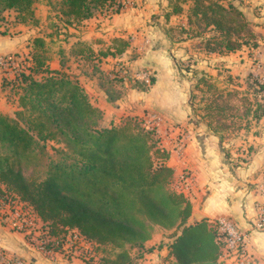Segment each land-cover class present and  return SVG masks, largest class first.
Segmentation results:
<instances>
[{
    "label": "trees",
    "instance_id": "16d2710c",
    "mask_svg": "<svg viewBox=\"0 0 264 264\" xmlns=\"http://www.w3.org/2000/svg\"><path fill=\"white\" fill-rule=\"evenodd\" d=\"M178 1L172 4L173 14L182 13L181 4L188 0ZM190 1L187 28L178 30L187 38H201L204 52L227 54L242 47L258 46V35L251 29V22L231 1ZM35 2L0 0V19L4 12L12 10L19 22L29 23L26 18L34 17ZM116 2L61 0V14L67 21L79 24L91 18L97 8L108 10ZM127 46L125 40H114L104 55H120ZM85 51L92 53L90 47L79 43L72 53ZM29 59V71L20 72L9 82L18 95V109L14 116L0 114V144L9 151L0 153V198H11L5 193L13 191L16 196L12 199L28 207L56 238L78 229L98 247L127 243L142 249L152 239L155 227H162L169 231L167 247L174 258L172 264H222L221 245L213 224L201 220L188 225L189 200L166 188L173 169L165 164L169 154L160 148L155 129L144 126L145 133H128L129 127L138 126L136 120L141 122L137 117L102 125L103 112L90 103L79 82L64 69L48 67L42 38L33 39ZM192 73L200 74L195 90L202 83L208 89L214 88L211 75L198 70ZM150 83H154V78ZM193 98L194 92L192 101ZM213 105L220 108L216 102L208 104V114ZM200 116L214 133H222L226 127L222 122H215L219 123L217 126L213 120ZM263 116L264 110L258 105L252 117L258 122ZM150 135L155 140L148 145L146 139ZM47 142H62L71 152L55 148L60 157L48 160ZM151 148L162 157L156 168ZM25 166L32 167L29 176L24 174ZM142 258V253L134 258L122 249L112 262L102 258L100 264H141Z\"/></svg>",
    "mask_w": 264,
    "mask_h": 264
},
{
    "label": "crops",
    "instance_id": "0c3cea01",
    "mask_svg": "<svg viewBox=\"0 0 264 264\" xmlns=\"http://www.w3.org/2000/svg\"><path fill=\"white\" fill-rule=\"evenodd\" d=\"M227 1L238 6L251 22V29L258 35L256 48L242 47L227 54L207 53L202 51V47L187 51L183 47L195 41L200 43L201 38L181 36L178 40L171 36L168 28H187L190 0L181 4L183 11L178 14L172 13L173 0H132L131 7L113 13L109 19L97 13L77 24L72 36L67 38V42H71L67 44L66 54L84 57L86 51L84 54L72 53L74 49L77 51L79 43H83V46H89L95 53L108 58L105 60L106 68H101L107 73L106 79L110 80L108 86H103L99 79L87 81L84 73L77 74L76 78L90 103L103 112L102 125L118 124L126 117H137L143 119L146 127L150 115H158L155 131L159 146L169 154L165 164L173 169L177 189L180 188L191 204L188 225L201 221L191 222L193 213H200L202 220L207 222L230 219L247 234L246 255L220 256L221 263L264 264V229L254 227L257 208L264 203L259 191L264 180V116L252 132L241 135L243 141L239 143H236V134L225 138L223 132L214 133L192 101L196 74L185 73L178 61L192 56L195 70L204 71L218 80L232 78L242 82L249 76H264V0H223L224 3ZM14 24L17 32L5 29L0 33V55L23 49L29 55L33 40L25 31L18 32L20 25L24 27L29 23ZM40 38L45 42L48 67L66 71L61 59L48 50L46 37ZM117 39L127 42L126 49L120 55L105 56L104 52ZM103 42L106 46L101 49ZM59 53L63 52L60 50ZM141 72H146L148 78L135 76ZM151 78H154L153 84L150 83ZM1 79L0 76V114L14 116L18 109V95L11 90V85H1ZM179 130L187 136V146L182 155L176 151ZM239 155L249 157L236 165L234 157ZM183 171L191 175L186 184L179 179ZM39 231L38 224L20 220L13 208L0 200V250L8 258L21 259L28 264H80L79 257L66 260L59 255L46 258L38 254L32 239L38 236ZM166 231L168 237L169 231ZM169 241L170 238H165V243ZM157 254L169 260L168 264L174 262L165 246ZM6 262V259H0V264Z\"/></svg>",
    "mask_w": 264,
    "mask_h": 264
},
{
    "label": "rangeland",
    "instance_id": "374dc122",
    "mask_svg": "<svg viewBox=\"0 0 264 264\" xmlns=\"http://www.w3.org/2000/svg\"><path fill=\"white\" fill-rule=\"evenodd\" d=\"M176 2L179 1L173 0V4ZM34 5H35L34 15H33L34 17L31 18V15H27L26 19L27 21L29 20V24L25 25L24 26L25 28L22 27V25H20L21 29L18 32L25 31L26 33L29 34L30 40L31 39L33 40L34 37L45 36L47 39L46 42H47L48 50L52 54H54L56 58L58 57V59H61L62 66L64 68L67 67L66 73L73 80H76L77 74L84 73L86 75L87 81L99 79L100 82L103 83V86H108L110 80L106 79L108 78L107 73L101 71V68H106L107 61L105 60L108 58H105L95 53V51H92L91 54L86 52L84 54L85 56L82 58H78L75 56L71 57V55L66 54L67 44L71 42V41L67 42V38L72 36L71 32H73L72 31L73 29H76L75 27L77 24H75V22L73 21L71 22L67 21V18L65 16L64 17L62 16L61 0H36ZM131 6L132 4L129 7ZM97 13H100V15L105 19H109V17L113 14V12H109L108 10H106V8H102V9L97 8L94 11V14ZM3 16H4L3 20L0 19V33L5 29H10L13 32H17V29L15 28L17 25L15 26L14 23L21 24V22H19L15 18L16 13H14L13 11H6L4 12ZM168 29L171 33V36L175 39L179 40L181 36H184V34L182 35L181 31L178 29L176 30L173 27H169ZM11 31L9 32L10 34H12ZM204 35L206 36L205 33ZM193 44L183 48L187 51L189 50L196 51L195 48L197 47L201 48L200 43H198V41L197 42L195 41V43ZM105 46L106 45L103 42L100 48L103 49L105 48ZM94 48L97 49L99 47L94 46ZM60 50L63 53H59ZM13 54L17 58L21 59V63H22L19 69L16 71L24 70V72L27 73L32 65V62L28 57L29 55L27 51L23 49ZM178 61H179V65L181 66V68L184 70L185 73H192V71L195 70L192 67L194 63L192 56L190 58L183 59V61L180 59ZM16 71L15 70L4 71L0 69V76L2 77L1 85L5 83L4 85L9 86V82L14 81L18 77L19 73L15 74ZM37 77L39 78V76ZM199 77L200 74H196V80ZM212 78H213L212 83L214 84L213 85L214 88L208 89L207 84L202 83L197 90L194 89L193 102L196 105L195 108L197 109L199 115H204L207 119L213 120L214 123L215 122L224 123L226 127L222 130L223 137L228 138L236 134L237 135L236 143H239L243 141V136L246 135V132L250 133L253 131L254 128L257 127L258 122H255L252 116L258 105H260L262 110H264V95H263L264 83L258 81V77L256 76L254 77L250 76L248 78H245L244 80H242V82H239L237 79L232 80V78L230 79L227 78L228 80L226 78H223L221 80L214 79V77ZM230 84L233 86H239L242 89L231 87L229 86ZM9 94L11 97H13L11 93ZM215 102L218 104V106H220V108L215 109L213 105V109L209 111L211 113L208 114L206 110L207 108L205 109L206 105ZM139 119L141 122H138V120L135 121L137 124L139 123L138 126L135 127L134 129H132L133 126L129 127L128 133H139V132L145 133L143 132L144 121L142 118ZM215 125L219 126V123L218 124L215 123ZM154 138L155 137L153 135H150V137L146 139L147 144L148 145L152 144V142L155 140ZM47 143L48 144L46 151L48 153L47 154L48 160L50 159L56 160L60 157V155L55 151V148H61L67 152H71V150L67 149V147L65 149V145L62 142H58V143L47 142ZM151 151H153L152 156H153L154 166L156 168L159 166L162 157L160 156L159 153L156 154L152 148ZM8 152H9L8 149H5L4 147L2 148L0 144V153H8ZM248 157H249L248 155H244V156L239 155L237 157H234V159L236 160L235 161L236 165H238L239 162L244 163L248 159ZM23 171L26 176H29V174L32 172V167L25 166ZM166 188L171 192H175V193L177 192L176 178L173 173L167 178ZM5 194L11 198L4 200H2L1 198L0 200L2 202H5L7 205H9L10 208L13 207L14 212L15 211L19 212L20 213L19 216H22L23 212H26V209L23 207L22 202L16 199H12V196H16V194L13 191H8ZM34 223L39 225V230H40L39 234H41L42 236L43 234L47 235V230H48V228H46L47 226L42 225V223H40V221L38 220L33 221V224ZM166 232L167 231L165 229H162V227H155L153 233L154 240L152 239V242H147L146 246L143 247L142 249L133 248L131 247V245L127 243L122 246L112 243H105V244L100 243L101 246L99 247L96 246L95 244L92 245L88 244L82 247V251L78 253V256L72 257L71 255V257L66 258V260H71V258L73 259L79 257L80 264H100L101 259L103 258L105 262L109 263L114 260L118 252H121L122 249H124L128 251L131 254V256L134 258L139 253H142L143 258L142 261L140 260L141 264H168L169 260L164 259L157 254V251L163 249L164 246L167 247L168 242L165 243V238H168ZM147 250H150V252L149 251L147 252Z\"/></svg>",
    "mask_w": 264,
    "mask_h": 264
},
{
    "label": "built area",
    "instance_id": "2783aa9c",
    "mask_svg": "<svg viewBox=\"0 0 264 264\" xmlns=\"http://www.w3.org/2000/svg\"><path fill=\"white\" fill-rule=\"evenodd\" d=\"M131 0H125L114 3L111 7L108 8L109 12L115 13L114 10L119 9V11H122L129 7L131 5ZM107 10V9H106ZM21 59L17 58L14 54H3L0 55V69L4 71L8 70H18L21 65ZM16 71L15 74L23 72ZM136 77L140 78H148V74L146 72H141L135 75ZM258 81L261 83H264V76L258 77ZM159 117L156 113H152L150 115V120L146 124V127L149 129H155L156 125L155 123L158 121ZM179 138L177 140L176 144V151L179 155L184 154L185 148L187 146V136L186 134L179 130L178 131ZM180 181L186 184L189 179H191V175L183 171L179 175ZM183 186V185H182ZM179 190V193H182V191L177 189V192ZM259 191L264 198V180L259 185ZM16 199V198H15ZM11 200V199H9ZM8 200V201H9ZM14 201V200H13ZM19 201V200H18ZM23 207L26 209V212H23L22 216H19V212H16V216L25 222L27 221H35L38 220L40 223L42 221L33 213L30 211L28 207H26L22 203ZM13 208V207H12ZM11 208V209H12ZM257 213V219L255 221L254 227L257 230H263L264 229V203L259 205ZM213 226L216 229V235L217 240L221 245V256L222 257H228L230 254H240L244 257L246 255V245L248 242V236L246 233L242 232L237 225L232 222L230 219H216L213 221H210ZM42 225H44L42 223ZM47 226V225H44ZM48 228V226L46 227ZM49 230V228H48ZM47 230V235L43 236L39 234L37 237L33 238V244L35 246V249L37 250L38 254H40L43 257L46 258H52L56 255H59L63 258H70L71 255L78 256V253L82 251V247L85 245H92L94 243L86 240L76 229L68 230L65 234L61 235L60 239L53 237L49 234V231ZM65 241V242H64ZM79 242V243H78ZM96 245V244H95ZM98 246V245H96ZM0 259H6V264H28L27 262L21 260V259H14L11 257H7L4 251L0 250Z\"/></svg>",
    "mask_w": 264,
    "mask_h": 264
},
{
    "label": "water",
    "instance_id": "95a60500",
    "mask_svg": "<svg viewBox=\"0 0 264 264\" xmlns=\"http://www.w3.org/2000/svg\"><path fill=\"white\" fill-rule=\"evenodd\" d=\"M203 219V215L200 213H193L192 217H191V222H197L199 220Z\"/></svg>",
    "mask_w": 264,
    "mask_h": 264
}]
</instances>
